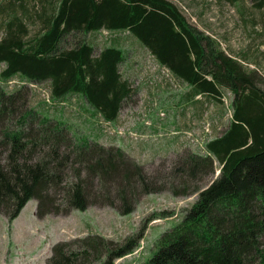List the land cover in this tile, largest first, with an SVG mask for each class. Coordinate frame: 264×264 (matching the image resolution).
<instances>
[{"label":"trees","instance_id":"trees-1","mask_svg":"<svg viewBox=\"0 0 264 264\" xmlns=\"http://www.w3.org/2000/svg\"><path fill=\"white\" fill-rule=\"evenodd\" d=\"M247 1L254 9L264 10V0ZM36 2L38 29L28 37L26 0H0L4 30L0 38V65L4 66L0 71V120L4 124L0 147L9 149L5 163H0V214L11 222L28 201L35 200L38 218L82 212L91 204L126 216L134 211L138 195L161 190L152 187L143 167L119 147L106 148L86 137L68 138L66 123L26 109V87L7 91L16 76L32 83L47 82L51 100L75 94L91 108V117H98L100 123L115 121L132 92L120 72L126 52L115 38L95 54L94 47L76 35L121 31L190 87L183 106H194L201 96L221 102V89L232 94L224 131L204 143V155L187 154L176 167L177 172L194 178L198 173L213 174L215 162L218 176L203 190L191 191L197 193L195 202L160 235L142 264H264V79L192 28L168 0ZM69 38H73L72 46H68ZM13 96L20 98L17 107ZM46 146V158L31 159L35 153L42 155ZM71 155L73 164L79 166L78 180L65 190L63 207H59L52 192L62 184L60 167ZM81 170L86 181L96 176L103 183L94 195L95 203L89 200L93 195L86 194L88 182L80 177ZM112 185L116 188L113 195L106 188ZM184 185L182 194L187 195ZM171 192L176 195L175 190ZM141 239V233L122 242L88 234L51 246L45 264H115L135 253Z\"/></svg>","mask_w":264,"mask_h":264},{"label":"rangeland","instance_id":"rangeland-1","mask_svg":"<svg viewBox=\"0 0 264 264\" xmlns=\"http://www.w3.org/2000/svg\"><path fill=\"white\" fill-rule=\"evenodd\" d=\"M168 1L180 9L192 28L215 41L225 55L237 60L247 70L256 71L264 79V10L254 9L247 0L233 4L221 0ZM25 5L27 32L28 37H31L38 29L35 16L39 3L26 0ZM1 25L0 21V38L4 33ZM115 38L119 39L121 48L126 52L127 58L120 65V72L132 92L113 122L104 124L100 123L98 117H91V108L75 94L56 101L51 100L48 93L50 104H46L42 95L49 89L47 82L32 83L16 76L9 83L11 88L8 86L7 91L26 87V109H34L53 120L66 123L68 128L65 136L68 138L86 137L106 148L119 147L143 167L152 187L161 190L138 195L134 211L126 216L119 215L112 208L91 204L82 212L49 214L38 218L36 201L30 200L11 222L0 214V264H45L50 257L51 246L59 242H71L88 234H99L106 239L122 242L138 233L142 234L139 248L115 264H142L154 250L160 235L174 226L183 212L195 202L197 193L190 194L191 191L203 190L218 176L219 166L215 162L213 174L203 176L198 173L194 178L177 172L176 167L187 154L204 155V143L224 131L230 117L232 94L221 89V102L201 96L194 100V106H183L190 87L159 66L135 38L121 31L76 35V39L90 43L95 54ZM68 43V46H72L73 38H69ZM3 67L0 65V71ZM18 99V96H13L16 107ZM2 124L0 120V140L4 127ZM205 125H209V133H204ZM42 150V155L35 153L31 159L37 161L46 158L49 147ZM8 151V148L0 147L1 164L5 163ZM72 157L60 167L62 184L56 191L52 190L55 204L59 207H63L65 190L78 180L76 171L79 166L73 164ZM80 177L86 181L82 170ZM87 180L86 194L94 196L99 193L103 183L96 176ZM182 185L188 187L189 194H182ZM106 188L112 192L111 195L115 193V186ZM173 190L176 195L172 194ZM93 196L89 200L95 203L98 199ZM114 202L121 204L119 201ZM161 212L173 213L174 216H158Z\"/></svg>","mask_w":264,"mask_h":264},{"label":"built area","instance_id":"built-area-1","mask_svg":"<svg viewBox=\"0 0 264 264\" xmlns=\"http://www.w3.org/2000/svg\"><path fill=\"white\" fill-rule=\"evenodd\" d=\"M42 97L44 98L45 103L50 104V100H48V93L46 91L43 92ZM104 124H105V122H104ZM209 130H210L209 125H205L203 128L204 133H209ZM210 134H211V131H210Z\"/></svg>","mask_w":264,"mask_h":264},{"label":"bare ground","instance_id":"bare-ground-1","mask_svg":"<svg viewBox=\"0 0 264 264\" xmlns=\"http://www.w3.org/2000/svg\"><path fill=\"white\" fill-rule=\"evenodd\" d=\"M109 123V122H108Z\"/></svg>","mask_w":264,"mask_h":264}]
</instances>
